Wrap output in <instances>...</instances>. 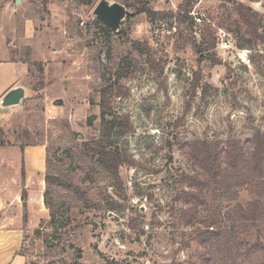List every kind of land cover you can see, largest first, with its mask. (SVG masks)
I'll return each instance as SVG.
<instances>
[{
	"label": "rangeland",
	"instance_id": "1",
	"mask_svg": "<svg viewBox=\"0 0 264 264\" xmlns=\"http://www.w3.org/2000/svg\"><path fill=\"white\" fill-rule=\"evenodd\" d=\"M100 1L84 5L78 0H52L43 11L37 0H20L18 4L16 0H0L7 14V28L12 27L7 39L11 56L25 59L29 51L30 60L41 63L44 69L42 100L24 102L37 95L33 90L35 76L28 75L22 102L0 106V139L8 143L0 148V188L4 195L8 191L5 200L13 215L18 212L14 208L29 215L21 198L27 186L25 168L44 169V147L43 154L31 159L20 146L33 142L59 145L75 138L73 134L82 140L99 133L98 119L92 126L87 119L99 113L90 100L98 101L100 64L106 61L105 38L94 21V9ZM106 1L123 4L119 0ZM182 1L151 0L150 5L158 11H175ZM240 1L260 13L264 22V0ZM224 5L218 0H198L191 12L213 21L217 45L211 58L185 45L189 29L185 28L184 38L178 39L176 24L169 29L166 21L150 23L145 14H135L134 9L124 5L130 14L119 27L127 30L130 39L148 40L162 69L150 68L143 57L137 56L135 72L121 81L124 96L113 99L116 112L131 124L130 131L118 139L130 160L120 168L123 193L107 190L116 202L113 211L73 214L70 243L62 242L67 252L56 254L55 248L35 239L34 254L50 252L51 256L45 259L33 255L30 261L66 264L73 259L69 244H74L81 249V264H109L110 260L117 264H206L207 255L204 257V248L194 231L201 226L199 221L206 211H201L193 225L179 222L175 211L181 204L174 201L179 189L176 175L195 168L188 153L194 140L234 136L245 141L264 123V43L252 49L238 48L235 37L218 28ZM27 26L28 37H24ZM261 31L264 35V23ZM194 36H199L197 29ZM127 50L121 46L116 52L124 54ZM5 70L7 67L0 65V92L5 87ZM196 78L199 84H208L207 93H202L200 87L193 88ZM28 182L31 185L27 188L33 191L30 202L35 207L31 224L23 225L25 246L33 240V230L49 219L48 210L42 213L37 207L42 193L37 173L32 183ZM252 198L243 187L237 201L245 203ZM222 205L227 208L228 202ZM243 235L240 250L248 252L241 256V264H262L264 226L250 225ZM12 264L23 261L16 257Z\"/></svg>",
	"mask_w": 264,
	"mask_h": 264
},
{
	"label": "trees",
	"instance_id": "2",
	"mask_svg": "<svg viewBox=\"0 0 264 264\" xmlns=\"http://www.w3.org/2000/svg\"><path fill=\"white\" fill-rule=\"evenodd\" d=\"M37 1L44 11L52 0ZM78 1L84 5L92 2ZM119 1L134 9L135 14H145L150 23L166 21L169 29L176 24L175 33L178 39L184 38L185 28L189 29L184 38L185 45H189L193 52H204L211 58L217 45V37L212 28V20L191 13L198 0H183L175 11L154 10L150 5L151 0ZM218 1L225 4L218 28L232 34L238 48L252 49L259 43H264L261 31L264 22L260 13L240 0ZM196 19H199V23ZM94 21L105 38L106 61L100 64L98 101L90 100L91 104L98 106L99 113L90 115L87 124L92 126L98 119L99 133L95 137L82 140H78L73 134L75 138L59 145L53 142L28 144L44 145L43 204L48 210L49 219L33 230L34 238L27 246L21 245L18 254L26 258V264L38 263L37 260H29L30 256L35 255V239L49 248H55L56 254L67 252L68 249L62 242H69L71 239L74 213H107L117 208L115 200L107 190L112 188L117 195L123 193L124 183L120 168L129 164L130 160L125 150L119 146L118 139L130 131L131 124L126 116L116 112L113 99L124 96L121 81L135 72L137 56L143 57L150 68L157 71L162 69L148 40L130 39L127 30L119 27L117 31H113L98 18ZM196 29L199 32L198 37L194 36ZM121 46L128 49L126 53L116 52ZM29 55L28 51L23 61L27 63L28 75L35 76L33 90L37 95L26 98V104L36 99L42 100L43 93L40 90L44 87L43 66L41 63L32 62ZM33 69L36 75L33 74ZM196 87H200L202 93H207L209 86L207 83L199 84V79L196 78L193 88ZM5 144L8 143L0 139V148ZM20 147L23 151L24 146ZM188 153L195 168L192 172H178L176 175L175 182L179 189L175 193L174 201L181 204L175 211L178 220L181 224L193 225L201 211H206L199 221L201 226L194 230L195 239L204 248V257L207 255L204 258L206 264H241V256L248 252L240 250L245 240V234H241L247 233L250 225L264 226V123L245 141L234 136L224 140H194L190 143ZM243 187L253 196L245 203L237 201ZM22 194L25 197L24 191ZM223 202H228L227 208L222 205ZM232 202L235 203L231 205ZM26 221L27 216L24 213V225ZM69 246L74 256L66 264H81V249L74 244ZM35 256L47 259L51 254L39 252ZM109 264L117 263L110 260Z\"/></svg>",
	"mask_w": 264,
	"mask_h": 264
},
{
	"label": "crops",
	"instance_id": "3",
	"mask_svg": "<svg viewBox=\"0 0 264 264\" xmlns=\"http://www.w3.org/2000/svg\"><path fill=\"white\" fill-rule=\"evenodd\" d=\"M2 10V11H1ZM4 14H6L3 7H0V32H1V38H0V65L5 69L7 67V71L5 70V87L0 92V98L12 87L14 86H23L24 90L26 92V79L28 77V69H27V63L23 61V59L15 58L11 56L10 53V43L7 42L8 36L11 34V28H7L6 19L4 17ZM7 15V14H6ZM28 26L25 28L24 31V37H28ZM0 74L2 75V72L0 71ZM10 74V75H9ZM43 147L44 145H36V146H26L24 147L23 151L24 154L29 155L31 159L38 158L39 153L43 154ZM40 152H36V151ZM44 156H45V150H44ZM1 169V168H0ZM36 168H25L24 172L26 174V185L24 186V189L22 191L25 192V200H23V205L25 206L27 204L26 211H28L29 215L27 216V222L26 227L28 226V222L31 224V218L32 213L34 211V204L30 202L31 196H33L32 188L28 189L29 180L32 183L33 181V174L34 172L37 173L38 176V187L42 189L44 188V169L41 168L38 170ZM0 180H2V176H0ZM3 183L1 182V185ZM0 264H12L14 261V258L20 257V259L23 261V264H26V258L22 255H18V251L20 250V247L22 245V236H23V214L21 213V208H14L18 212L13 213L11 212V206L7 203L5 200L7 192L3 193L4 189L0 188ZM42 193H40V200L37 203V207L40 208V211L42 213H45V207L43 206L42 201ZM27 196H29L28 202H27ZM22 198V194H21ZM20 198V199H21ZM19 207V206H18ZM28 209V210H27ZM14 252V253H13ZM14 254V256L12 255Z\"/></svg>",
	"mask_w": 264,
	"mask_h": 264
},
{
	"label": "water",
	"instance_id": "4",
	"mask_svg": "<svg viewBox=\"0 0 264 264\" xmlns=\"http://www.w3.org/2000/svg\"><path fill=\"white\" fill-rule=\"evenodd\" d=\"M20 0H16L18 4ZM94 14L102 23L107 25L111 30L117 31L120 22L129 15L130 12L126 7L118 2L100 1L95 9ZM26 97L23 86H14L0 98V106L3 108L19 105Z\"/></svg>",
	"mask_w": 264,
	"mask_h": 264
}]
</instances>
